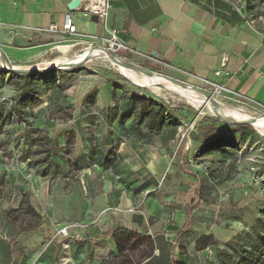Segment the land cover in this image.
I'll return each instance as SVG.
<instances>
[{
  "label": "rangeland",
  "instance_id": "obj_1",
  "mask_svg": "<svg viewBox=\"0 0 264 264\" xmlns=\"http://www.w3.org/2000/svg\"><path fill=\"white\" fill-rule=\"evenodd\" d=\"M235 3L243 4V0H235ZM261 11L264 12V7L261 8ZM253 20L259 25H264V16ZM77 41L80 42L75 44L70 43L71 41L70 44L53 43L51 46H46V48L29 46L19 54H8L3 50L8 66L43 67L58 56H65L71 61L83 54L84 48L97 46L102 48V44L94 37L88 39L78 38ZM72 42L76 41L72 40ZM111 54L165 77L182 80L210 93L202 84L181 78L175 72L165 68L163 64L153 61L147 54H145L146 56L139 53L133 55L132 52L127 53L125 56ZM50 70L61 79L64 86L63 91L57 96V102L65 111L72 110V115L73 113L79 114L82 111V98L90 92L93 86L96 87L93 93L94 96L89 95L86 97L83 104L89 112L88 116L93 119V125L102 123L106 101L113 100L110 88L112 83H118L122 86L118 87L117 98L121 96L124 89H127L132 93H136V95L170 104L180 117L178 135L175 142L168 148L169 150H162L157 144L142 145L137 143V161L131 160L121 164L119 175L95 166V170L87 168L77 171L78 182H73L74 185L71 183V179L66 180L61 193L62 200L60 201L62 222L65 224L71 222L84 223L83 233L90 229V226H101L104 219L103 215L109 210L116 211L115 208L118 207V199H115L112 208L106 205L102 206V201L98 200V196H96L101 189L109 190V187H111L114 194L125 190L131 198L137 201L136 238L131 236L133 234L126 235V237L120 235V238L114 237L113 255L104 257L97 264H149L152 255L160 254L162 249L168 246L170 235L173 234L166 230L167 225L173 224L176 227L182 225L184 221L182 206L192 200L193 189L196 186L195 177L185 171L187 168L191 169L192 172H199L203 175L212 173V179L208 178L205 181L206 185H210L209 193L201 198L198 203V208L193 215L192 231L180 238V243H182V246H179L180 250L188 255L205 259L197 246L204 247L208 244L213 246L214 241L219 243L225 240L233 231L248 228L256 217H260L264 221V215L261 214V210L264 209V135L258 133L252 126L254 133L241 138L240 131L235 123H226L217 118V129L212 131L208 137L219 138L221 131L225 135H231L232 133L236 136L238 150L229 148L233 153L229 159L225 160L222 159L218 149L208 150L203 155L197 156L194 147L198 149V145L203 140L200 131L197 129L198 123H200L198 121L204 115L214 116L208 109L207 104L203 103L195 106L173 90L161 88L158 91H151L149 86L136 85L123 76L108 60L102 59L101 55L97 56L92 53L82 64L72 67L51 68ZM21 74L9 71L5 66H2L0 57V130L2 131L0 133V155L6 157L4 165L9 168H11V159H15L16 156H13L15 155L14 152H12L11 157L10 155L5 156L7 150L4 149V139L12 128L19 129V127L12 120L10 122V118L5 120L3 117L6 109L11 105L13 95H15L12 82L20 79ZM42 79L47 84V88H44L45 93L42 95L43 101L33 106L34 116H31L25 110L32 123L46 119L47 114L44 107L47 103L45 101L53 93L48 76L44 75ZM159 87H163V85L160 84ZM217 100L228 106L241 107L252 116L264 114V111L256 110L250 104L241 102L226 94H221L217 97ZM111 105L114 106V102ZM41 108L43 109L40 110ZM57 112L64 113L56 111V114ZM66 115L63 117H61V114L60 116H54V120H62L52 123L51 128H53V131L59 132L61 129L64 130L70 127L71 122L63 120ZM61 134L60 137H62ZM77 143H79V140ZM16 144H21L20 139ZM36 147L32 145L31 149H36ZM78 147L79 145H77L76 150ZM249 157H255L256 159V174H252L250 171L251 162ZM36 158L37 156H34L32 160ZM260 176L263 178H260ZM134 179L137 181L136 184H133ZM262 181L263 185L260 186ZM52 185L53 182H49V192L52 190ZM71 185H76V189L74 190V197L69 199L67 198L69 195L66 193L73 189ZM89 185L93 188L90 193L88 191ZM135 186L137 187V194L132 190ZM64 194L66 195L64 196ZM84 203L88 209L87 215L93 213L88 216L93 220L90 223L85 222L84 216L78 209L79 206L83 207ZM105 206L109 209L98 214V208L103 210L102 208ZM67 208H70L69 210L72 211L73 215L64 214V210ZM112 216L116 218L117 214Z\"/></svg>",
  "mask_w": 264,
  "mask_h": 264
},
{
  "label": "crops",
  "instance_id": "obj_2",
  "mask_svg": "<svg viewBox=\"0 0 264 264\" xmlns=\"http://www.w3.org/2000/svg\"><path fill=\"white\" fill-rule=\"evenodd\" d=\"M71 1L0 0V46L8 54H19L29 46L46 48L53 43L70 41L75 44L80 42L78 38L102 35L101 23L91 19V15H83L79 6L69 7ZM212 5L206 0H111L109 25L115 27L119 37L133 48V55L147 54L190 82L203 84L202 78L213 80L224 85L223 94L264 111V25L244 19L242 14L223 19L216 15ZM233 5L238 10L234 2ZM66 13L72 17L76 34L47 31L51 22L61 25ZM216 69L222 73L214 75ZM111 104L112 100L106 101V107ZM81 117L82 124H86L87 116L73 113L69 120L72 126L60 130L64 132L63 136L69 130H75L73 122ZM105 119L102 114V123L94 124L92 129L101 146L107 149L114 137L119 141L117 153L121 164L137 161V139L125 137L116 123L108 126ZM78 150L83 149L79 147ZM52 182L49 192V180L25 168L24 164L15 170H0V264H10L13 259L11 242L15 237L25 248V260L29 264H97L104 257L113 255L114 237L128 235L124 231L101 236L116 225L134 231L136 234L131 236L136 238L137 201L125 190L114 194L109 187V190L101 189L96 196L102 206L109 208L118 199L117 212L107 211L101 226H90L82 240L68 238L63 246L52 239L55 229L65 224L60 201L66 180L57 178ZM136 182L134 179L133 184ZM72 187L66 193L69 199L74 197L76 185ZM133 188L137 194V187ZM92 190L89 185V193ZM105 207L103 210L98 208V214ZM69 209L64 210V214L73 215ZM78 209L86 223L93 221L88 218L93 213L87 215L85 203ZM20 229L30 231L20 232ZM235 233L233 231L219 244ZM177 259L186 264H206L205 259L188 254H181Z\"/></svg>",
  "mask_w": 264,
  "mask_h": 264
},
{
  "label": "trees",
  "instance_id": "obj_3",
  "mask_svg": "<svg viewBox=\"0 0 264 264\" xmlns=\"http://www.w3.org/2000/svg\"><path fill=\"white\" fill-rule=\"evenodd\" d=\"M206 1L209 4H213L212 6L216 8L217 16L226 20H229L232 15L239 16L240 14H242L244 19L249 20L264 16V12L261 11V8L264 7V0H243V4H237L235 0H229L232 4L225 0ZM233 2L238 6V10L233 5ZM44 75L48 76L53 93L45 101L47 103L44 107L47 114L46 119L32 123L25 110L31 116H34L33 106L43 101L44 88H47L46 82L42 79ZM12 84L15 89V95L11 99V105L5 111L3 119L10 118V122L12 120L13 123L18 124L19 129L12 128L6 134L4 149L7 150L5 156L10 155L11 157L12 152H14L15 155L13 156L16 157L11 159L13 168H9L5 165L3 166L6 157L1 154V171L15 170L24 164L25 168L33 170L36 174L48 179L50 183L57 178L71 179V183L78 182L76 172L87 168L93 169L95 165L116 175L120 174L119 167L122 160L117 153L119 141L113 137L111 145L107 149L103 148L98 141L97 135L92 131L94 128L93 119L88 116L89 112L83 105L86 97L89 95L94 96L95 86L82 98V111L77 114V116L80 114L81 116H87L85 120L88 125L82 124L83 120H81V117L73 122L75 123V130H69L66 136H63L61 131H53V128H51L54 121L57 123L58 120H62H54V116H60L61 114V117H63L68 113L63 118L65 122L73 117L72 110L69 112L65 111L57 102V96L64 89L61 79L52 70H49L40 74L22 73L20 79L12 82ZM118 87L122 86L118 83H112L110 87L114 106L106 107L103 113L106 117L105 123L108 126L116 123V127L123 132L125 137L136 138L138 144H157L160 149L169 150L168 148L177 138L180 123V117L174 107L164 101H156L145 96L136 95V93H132L127 89H124L121 92V96L117 98ZM56 111L64 113L57 112L56 114ZM217 121V117L211 115H204L198 121L200 123H198L197 129L200 131L203 140L198 145V149L194 147L197 156L203 155L208 150L218 149L222 159L225 160L229 159L233 153L229 148L238 150L236 136L232 133L231 135H225L221 131L219 138L208 137L212 131L217 129ZM95 125L97 126L98 124L95 123ZM235 126L239 129L241 138L254 133L249 124H236ZM60 134L62 137H60ZM19 139L21 141L20 145L16 144ZM78 140L81 144L79 147L83 150L79 151V147L76 150L77 145H79L77 143ZM32 145L37 146L36 149H31ZM34 156H37V158L32 160ZM185 171L195 177L196 186L193 189V198L182 206L184 216L182 225L179 227L173 224L167 225L166 230L173 234L172 236L170 235V243L166 248L162 249L160 254L152 255L149 264H186V262L177 259L179 255L187 254L180 250L179 246H182L180 238L192 231L194 212L198 208L200 199L209 193L210 185H206L205 181L208 178L212 179V173L203 175L199 172H192L188 168ZM261 214L264 215V209L261 210ZM22 231L28 232L30 230L20 229V232ZM124 231L128 235L136 234L126 227L116 225L101 236L116 235L118 232ZM11 245L13 259L10 264H29L25 260V248L17 243V237L13 239ZM207 247L211 249V254L205 250ZM197 249L203 253L202 256L205 258L206 264H264V221L260 217H256L248 228L236 231L226 242L219 244L214 241L213 246L209 244L204 247L197 246Z\"/></svg>",
  "mask_w": 264,
  "mask_h": 264
},
{
  "label": "built area",
  "instance_id": "obj_4",
  "mask_svg": "<svg viewBox=\"0 0 264 264\" xmlns=\"http://www.w3.org/2000/svg\"><path fill=\"white\" fill-rule=\"evenodd\" d=\"M110 10H111V0H84L82 7H80V11L82 12L83 15H92V14L97 15L98 21L101 23L104 32L102 35H98V36L94 35L93 37L96 38L102 44V49L108 51L109 53L122 55V56H125L129 52L133 53L134 52L133 48L129 44H127L121 37H119L118 30L115 27L109 25ZM47 31L52 33L60 32L70 35L77 33L76 26L69 13H66L64 15V19L61 25H58L55 22H51L47 27ZM143 55L146 56L145 54ZM221 73L222 71L220 69H216L213 71L214 75H219ZM202 82H203L202 85L216 99L221 94H223V91L225 90L224 85H221L208 78H202ZM249 160L251 162V165L249 166L250 171L252 172V174H256L257 172L256 159L255 157H249ZM10 167L13 168L12 163H10ZM261 177L262 176H260V178ZM108 209L109 208L107 207L106 209H104V211ZM84 227H85L84 223L81 222H71L68 224L58 226L53 232L52 239L61 242V244L65 246L66 245L65 240L68 239L69 237L75 240L81 239L83 237ZM205 250L209 254H211L210 248L207 247Z\"/></svg>",
  "mask_w": 264,
  "mask_h": 264
},
{
  "label": "bare ground",
  "instance_id": "obj_5",
  "mask_svg": "<svg viewBox=\"0 0 264 264\" xmlns=\"http://www.w3.org/2000/svg\"><path fill=\"white\" fill-rule=\"evenodd\" d=\"M101 51H100V50ZM83 54L75 57L71 61H79L83 59L85 55L88 53V47L83 49ZM93 55H101L102 59L108 60L112 65H114L117 70L126 78H128L132 83L140 86H149L151 88V91H158L161 88H165L168 90H173L183 97H185L190 103H192L195 106H199L203 103L207 104L208 109L211 111V107L213 106L211 102L208 101L206 97L201 95L196 89H193L190 86H180L177 83L169 80L167 77L160 75L158 73H153L151 75H146L143 73L135 72L130 68H127L123 65H117L113 61L109 60L107 56L105 55L104 51L100 47H94L92 49ZM101 59V58H100ZM97 60V59H96ZM67 61H70L69 58L65 56H58L54 58L50 63H46L45 65H55L54 63H65ZM101 62V61H100ZM162 84L163 87H159V85ZM204 101V102H203ZM218 109L219 111L226 113L229 117L235 118V119H242V118H252L254 117L255 121L253 122V128L260 134L264 135V114L258 115V116H252L249 112L242 109L241 107H234V106H228L224 103H221L218 100Z\"/></svg>",
  "mask_w": 264,
  "mask_h": 264
},
{
  "label": "water",
  "instance_id": "obj_6",
  "mask_svg": "<svg viewBox=\"0 0 264 264\" xmlns=\"http://www.w3.org/2000/svg\"><path fill=\"white\" fill-rule=\"evenodd\" d=\"M84 3V0H72L69 3V7H72L73 5H77L79 7H82ZM91 19H93L94 21H98L97 15L96 14H92L91 15ZM98 47V46H97ZM94 47L88 48V53L87 55H85L83 57V59L79 60V61H67L63 64H55V65H44L43 67H39V66H26V67H19V66H15V65H7V59H6V55L5 52L3 50V48L0 46V57H1V64L2 66H5L9 71L12 72H18V73H25V74H29V73H44L49 71L51 68H62V67H72V66H76L78 64H82L83 62H85L88 59L89 54L92 53V49ZM105 55L107 56V58L111 61H113L115 64L117 65H123L127 68L132 69L135 72H139V73H143L146 75H151L154 72H152L151 70L145 69L139 65L130 63L128 61H125L121 58H117L114 55H112L111 53H109L108 51L104 50ZM169 80L177 83L180 86H190L193 89H196L201 95H203L204 97H206L208 99L209 102H211V104L213 105L211 107V113L216 116L217 118L221 119L222 121L226 122V123H235V124H249L253 127V122L255 121L254 117L252 118H242V119H235L232 117H229L228 115H226V113H223L221 111H219V107H218V100L216 98H214L210 93H208L207 91L197 88L195 86L189 85L187 83H185L182 80L179 79H175V78H171V77H167ZM261 115V114H260Z\"/></svg>",
  "mask_w": 264,
  "mask_h": 264
}]
</instances>
